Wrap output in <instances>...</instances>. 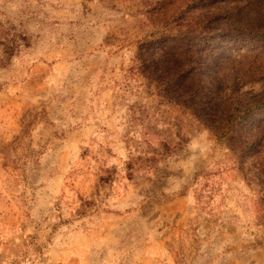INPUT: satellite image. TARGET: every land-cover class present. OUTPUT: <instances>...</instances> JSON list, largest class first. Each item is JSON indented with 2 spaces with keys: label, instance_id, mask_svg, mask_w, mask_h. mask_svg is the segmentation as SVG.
<instances>
[{
  "label": "rangeland",
  "instance_id": "1",
  "mask_svg": "<svg viewBox=\"0 0 264 264\" xmlns=\"http://www.w3.org/2000/svg\"><path fill=\"white\" fill-rule=\"evenodd\" d=\"M104 112L120 175L171 158L183 191L234 209L203 264H264V0H0V264H34L116 171L74 134Z\"/></svg>",
  "mask_w": 264,
  "mask_h": 264
},
{
  "label": "crops",
  "instance_id": "2",
  "mask_svg": "<svg viewBox=\"0 0 264 264\" xmlns=\"http://www.w3.org/2000/svg\"><path fill=\"white\" fill-rule=\"evenodd\" d=\"M96 116H88V124L74 134L83 132L88 137L85 144L91 163L116 171H106L108 179H92L95 192L82 195L87 204L82 209H64L61 215L66 216V223L56 227L50 223L48 230L41 231L49 234L36 241L34 264H186L188 247L194 249L191 263H207L208 257L213 263L218 257V233L234 225V209L221 210L214 196L206 203L202 195L198 198L183 191V181L175 174L178 165L171 158H163L150 170L145 167L144 176L136 175L134 169L133 175H120L117 146L106 137L118 134L117 121L122 116L116 112L99 115L98 124ZM93 135L100 139L93 140ZM94 153L105 159L94 160ZM41 224L37 223L40 230L45 226Z\"/></svg>",
  "mask_w": 264,
  "mask_h": 264
}]
</instances>
